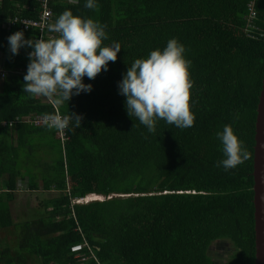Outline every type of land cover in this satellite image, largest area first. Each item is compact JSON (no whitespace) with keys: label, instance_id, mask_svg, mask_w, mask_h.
I'll use <instances>...</instances> for the list:
<instances>
[{"label":"trees","instance_id":"16d2710c","mask_svg":"<svg viewBox=\"0 0 264 264\" xmlns=\"http://www.w3.org/2000/svg\"><path fill=\"white\" fill-rule=\"evenodd\" d=\"M42 1L0 0V264H218L210 252L221 242L232 248L223 264H255L264 0H95V9L87 0H47L53 23L70 10L106 25L103 46L121 47L107 71L83 78L91 92L59 106L23 91L33 49L13 55L8 43L17 31L41 38L22 22L40 21ZM173 38L191 62L196 119L187 129L158 120L150 133L128 115L118 83L136 59ZM56 112L83 117L81 127L70 122L65 143L60 131L36 124ZM226 125L250 154L229 170L217 166L225 159L217 133ZM41 193L53 194L42 212L16 220V207L23 213ZM91 195L129 197L74 204ZM85 243L91 251L83 261L72 247Z\"/></svg>","mask_w":264,"mask_h":264},{"label":"clouds","instance_id":"9594fccd","mask_svg":"<svg viewBox=\"0 0 264 264\" xmlns=\"http://www.w3.org/2000/svg\"><path fill=\"white\" fill-rule=\"evenodd\" d=\"M85 7L95 9L97 4L95 0H87ZM105 28L106 25L82 19L66 10L54 23L47 24V30L58 34L56 36L35 40L25 39L21 31L10 35L8 43L13 55H18L21 48L33 49L28 54L30 62L23 91L33 98H46L53 106L63 105L73 95L91 92L92 85L84 84L83 78L94 80L102 71H107L109 62H116L121 50L118 43L103 46L108 38ZM184 53V46L173 38L162 51L157 49L146 59H136L118 83L119 94L126 97L128 115L135 116L150 133L156 131L158 120L180 129L194 126L196 117L190 102L193 87L189 72L191 62L184 58ZM82 119L75 113L42 115L44 125L58 131L67 129L73 120L77 127H81ZM217 137L225 157L218 162V167L229 170L250 158L230 125L224 126ZM90 197L100 196L91 195L86 200ZM86 200L79 204H88Z\"/></svg>","mask_w":264,"mask_h":264},{"label":"water","instance_id":"95a60500","mask_svg":"<svg viewBox=\"0 0 264 264\" xmlns=\"http://www.w3.org/2000/svg\"><path fill=\"white\" fill-rule=\"evenodd\" d=\"M254 164L256 263L264 264V82L258 106Z\"/></svg>","mask_w":264,"mask_h":264},{"label":"built area","instance_id":"2783aa9c","mask_svg":"<svg viewBox=\"0 0 264 264\" xmlns=\"http://www.w3.org/2000/svg\"><path fill=\"white\" fill-rule=\"evenodd\" d=\"M42 3L44 4V6H43L44 11H43V14L41 15L40 21L34 22V21H30V20H25L22 22V27L26 31H28L30 28L31 29H37L41 33V38L44 37L45 33L51 38L53 36L58 35L55 33H50L47 30V24L53 23L52 22L53 13L48 8L47 0H43ZM255 7H256L255 1H253L249 4L250 15L248 17V21H249V28H252V29L256 28L255 21L257 19V12H256ZM15 24H16V21L8 22L9 27H13V26H15ZM35 120H36V124H38V125L44 124L42 121V117H39V118L37 117ZM58 137H60L62 139V141L65 143V141L67 140V129H65L64 131H60V133L58 134ZM79 203H84V201L76 200L74 204H79ZM86 250L91 251V248L87 243L76 245V246L72 247V252L74 254L78 255V257L81 258L83 261H85L87 259V256L84 254V251H86Z\"/></svg>","mask_w":264,"mask_h":264},{"label":"rangeland","instance_id":"374dc122","mask_svg":"<svg viewBox=\"0 0 264 264\" xmlns=\"http://www.w3.org/2000/svg\"><path fill=\"white\" fill-rule=\"evenodd\" d=\"M1 70V68H0ZM167 194V193H166ZM169 194V193H168ZM24 195V194H23ZM53 194L50 193H41V194H33L32 201L27 206L26 210L22 213L21 211L17 210L18 207L14 210L15 213V219L22 221L24 218L27 220H31L37 217V212L36 209H40V212L44 209L43 207V201L52 197ZM158 195V194H155ZM119 197H129V196H123V195H112L109 198L105 197H90L89 199L86 200V198H82L81 201H88L89 203L91 202H104L106 200H113ZM134 197H137L136 195ZM79 200V199H77ZM232 252V248L227 242H221V243H216L210 252L211 257L216 261L218 264H223L230 256Z\"/></svg>","mask_w":264,"mask_h":264},{"label":"crops","instance_id":"0c3cea01","mask_svg":"<svg viewBox=\"0 0 264 264\" xmlns=\"http://www.w3.org/2000/svg\"><path fill=\"white\" fill-rule=\"evenodd\" d=\"M2 60H3V58L0 57V68H1ZM22 196H23V193H21L20 199H21ZM20 199H19V200H20ZM15 204L18 206V204H20V203H19V202H16ZM15 204H14V205H15Z\"/></svg>","mask_w":264,"mask_h":264}]
</instances>
